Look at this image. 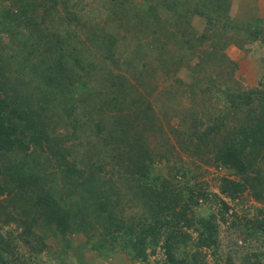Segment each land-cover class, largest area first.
Returning <instances> with one entry per match:
<instances>
[{"label": "trees", "instance_id": "trees-1", "mask_svg": "<svg viewBox=\"0 0 264 264\" xmlns=\"http://www.w3.org/2000/svg\"><path fill=\"white\" fill-rule=\"evenodd\" d=\"M102 1L101 4V0H85L81 5V1L76 0H0V19L7 24L16 21V29L22 24L38 27L36 37L40 41L49 36L48 29L57 20L54 15L58 13L57 7L67 11L71 15L70 19L80 15L79 10L101 14L99 19L104 26L98 23L88 26V21L83 18L80 22L89 27L90 31L86 34L90 38L95 35V44L105 42L109 45L114 41V35H111L112 38L106 36L108 26L115 25V28L124 31L131 26L133 39L137 34L146 36L157 46L158 57L161 50L163 56L167 55L172 60L170 69L173 68L176 74L180 70L184 73V91L189 92L192 102L200 100V94L205 92L201 93L202 80L205 78L210 81L206 92L219 98L221 105L212 108L214 113H208L210 121L202 128L200 126L204 123L193 114L190 133L184 129L179 131L177 145L190 156L187 161L174 149L165 148L162 152L157 148L148 150L140 133L116 116H112L110 128L106 130L100 120L101 111L87 120L79 118L80 115L72 117L69 113L68 121L73 133L78 129V123L86 125L91 131L90 137L99 136L98 140L90 144L92 147L100 140L105 152L112 150L106 153L109 155L107 159H104V155L86 156L82 162L85 170L68 167L65 174L64 169H61L63 172L60 170L65 180L63 193H69L78 180L79 185H89L87 190H92L85 210L77 208L70 212L61 207L60 197L40 185L36 187L41 177L40 171L36 169L39 165L43 168L49 163H45L48 160H35L33 164H28L29 148L39 150L45 146L51 156L57 159L64 158V154L52 146V142L58 139L50 135L47 129L46 106L43 109V106L38 105L41 99L33 92H18L28 86L23 76L16 77L14 81L15 76L12 77V71L14 74L19 71L28 73L36 67L47 70L45 65L51 57L42 59L45 54L49 57V52H45L48 51L47 46L31 41L19 29L15 31L9 26H0V33L7 37L4 42L0 35V196H7L0 199V264H36L31 259L33 255L22 258V253H18L14 246L17 242L8 237L9 233H2L1 230L12 219V211H8L6 206L19 203L23 207L24 202L28 205L25 208L27 212L24 213L22 209L18 215L26 216L28 220L22 227L20 235L23 234L25 238L21 236V240H32L38 245L37 250L43 248V239L34 234L35 228L43 232L45 228L54 235L59 233L63 240L68 239V233L81 230L85 234L86 244L98 256L102 255V249L109 242L110 247L118 245L129 259L138 264H199V256L205 250L213 256L212 264H264L259 257L261 251H242L243 245H236L235 241L227 246L224 253L217 220L225 222L226 218L222 214L231 215L233 218L229 220V226L234 229V234L240 232L247 241L253 243H247L249 248L256 244L264 246V219H251L232 211L234 208L228 206L217 193L195 183L196 176H193L192 167H189L192 164L195 168L197 161H213L234 176L220 178L218 192L221 195L233 201L248 190L255 201H264V73L259 81L261 87L243 89L234 78L236 62L225 53L228 45L243 52L245 50L247 54L264 48V18L250 17L239 24L234 20L230 0ZM12 5L18 8L17 13L11 10ZM99 5L101 8L97 12ZM194 18L200 20L199 28L191 23ZM52 36L55 39L57 34L53 33ZM59 42L58 47L62 51L65 43ZM13 49L15 51L11 53ZM75 52H70L73 55L69 61L72 63L70 68L76 65L75 71L81 69V75L76 76L69 67L58 63L55 67L61 73L70 74H63L64 80L58 84L60 93L68 91L69 98H72L69 92L73 81H81L83 76L86 77L84 65ZM36 54L38 59L32 65L29 61ZM100 62V57L94 58L89 65L101 67ZM66 77L69 79L65 84ZM174 78L169 76L163 82L171 80L172 83ZM119 91L120 88L113 90V104L120 97ZM42 92L51 94L49 90ZM198 106L195 104V107ZM206 107L205 104L202 109L199 108L204 117H208L204 110ZM128 131L131 135L126 134ZM167 151L174 155L173 160L167 158ZM155 165L160 166V173L153 170ZM57 166L60 167L59 162ZM125 179L137 183L140 186L139 195L145 196V202L149 201L148 213L142 212L136 221L133 216L122 214L121 195L113 185ZM216 203L220 204L222 210H212ZM201 204L205 208L199 213ZM90 215L94 220L98 218L99 222H106L104 232L100 235L101 243L96 242L87 226L86 219ZM186 228L194 233V237ZM157 246L162 249L164 257L161 262L155 260L150 263L149 254L154 253ZM235 247L236 251L230 255Z\"/></svg>", "mask_w": 264, "mask_h": 264}, {"label": "rangeland", "instance_id": "rangeland-1", "mask_svg": "<svg viewBox=\"0 0 264 264\" xmlns=\"http://www.w3.org/2000/svg\"><path fill=\"white\" fill-rule=\"evenodd\" d=\"M76 1H81L79 3L82 5L85 0ZM133 1L139 3V0ZM97 2L99 3V1ZM102 3L103 1L101 0V4ZM12 6L11 10L17 13L18 8L14 5ZM231 7L234 8L235 5L231 3ZM99 8H101V5H99L97 12H99ZM56 9L58 13L54 15L57 16V20L54 21L53 26L48 29L50 39L48 36L46 39L38 41L36 32L39 31V28L34 25L22 24L18 25L16 29L14 27L16 21H13L12 24H10V22L7 24L6 21L0 19V26H9L15 31L19 29L23 31L25 36L31 41L37 44L44 43L47 46L48 51L45 52H49V57L47 54L42 57L43 60H47L51 57L45 65L47 70L43 67H36L28 73L19 71L18 74H14V71H12V77L15 76L13 78L14 81L16 77L23 76L28 86L18 92L21 94L33 92L34 95H37L38 98L41 99L38 105L43 106V109L46 106L45 122L47 129L50 131V135L58 139L56 142H52L53 145H51L59 148L64 154V158L58 157L59 159H57L51 156L45 146H42L39 150H32L29 148V156H27V161H29V163L27 162L28 164H33L35 160H48V162L45 163H49L48 166H43V168L39 165V168L36 169L40 171L41 176L39 179L40 183L38 182L36 187L40 185L47 191L49 190L52 194L60 197L59 202L61 207L71 212L72 209L77 208L85 210L84 207L87 206L86 203L91 197L89 193L92 190H87V187H90L89 185H79L78 183L80 180H78L75 185H72L73 188L69 193H63L65 180L60 170L64 169V174L68 171V167L85 170V165L82 164V162L86 156L98 157L99 155H104V159H107L109 155L106 153H110L112 150L110 149L105 152L106 149L100 144V140L92 147L90 144L92 141L98 140L99 136L95 135L94 137H90L91 131L86 125L82 126V124L78 123V129L73 133L68 121L69 113L72 117L80 115L79 118L83 117L87 120V118L93 115L96 116V113L101 111L100 120H102L106 130L110 128L109 123L112 121H110V119L113 118L112 116H116L122 120V122L132 125L136 132L140 133L145 148L148 150L157 148L162 152L165 148L174 149L183 160L187 161L190 156L180 150L177 145L179 131L184 129L190 133V119L193 117V114H196L197 118L204 123L200 126V128H202L210 121L211 117L208 113H214L212 112V108H217V106L221 105V101L212 93L206 92L207 83L210 81L203 78L201 93L205 92L200 94V100L197 99L192 102L189 92L186 90L184 91V73L180 70L179 73L176 74L173 68L170 69V61L172 60L169 59L167 55L163 56L162 53L164 52L161 50L160 56L158 57L157 55L159 53L156 51L157 46L155 47L146 36L137 34L138 36L133 39L132 33H134V31L131 26H129L130 28L127 31L115 28V25L108 26L106 29V36L112 38L111 35H114V41L109 45L105 42L99 45L95 44V35L90 38L86 33L90 31L88 29L90 25H96V23H98L100 26H104L99 19L101 14L97 15L95 12L86 13L83 10H79L80 15L76 16L74 19H70L71 15L67 14V11L60 7ZM232 12L235 17L238 10L234 11L232 9ZM82 18L88 21L86 23L88 26L84 24L85 27L80 23L83 20ZM29 20L32 24L33 21L30 17ZM234 20L236 21V18H234ZM242 22L243 20L239 22V24H242ZM191 23L198 28L200 27V20L197 18L192 19ZM53 33L57 34V36H54L55 39H53ZM0 35L1 40L5 42L7 37L2 32ZM59 41L65 43L62 51L61 48L59 50L58 47ZM163 48H166L165 45H163ZM14 51L15 49H13L11 53H14ZM58 51L59 54L57 53ZM71 51H76L75 54L78 55L80 61L84 65V74L86 77L83 76L81 81H73V86L69 92L72 94V98H69L67 94L68 91L61 94V91L58 90V84L62 83L64 80L63 74L68 75V72L61 73L59 70H56L55 67L57 66L56 63H58L60 66L70 68L72 63L69 61L73 56L70 55ZM104 53L105 55H103ZM225 53L231 60L236 62L234 78L239 81L243 89L253 90L261 87L259 81L264 73V48H260L256 51L254 50V52H249V54H247L245 50L243 52V50L233 45H228L225 47ZM46 56L47 58H45ZM98 57L101 58V67H91L89 65L91 60L94 58L98 59ZM37 59V54L33 55L29 61L30 64H34ZM70 69L76 76L81 75V69L75 71V69L77 70L76 65ZM165 75L167 78H164ZM111 76L113 78H111ZM169 76H175V80L173 79L172 83L171 80L163 82V80L168 79ZM66 78L65 84L69 77ZM175 87H177L179 91H177V89L175 91ZM118 88H120V97L116 100V103L113 104L114 102L112 101L111 95L114 93L113 90ZM47 90L51 92L50 95H45L44 92H42H46ZM169 92L172 94L170 95ZM198 95L199 94H196V97ZM198 98L200 97L198 96ZM69 100L70 103L68 102ZM195 104L201 107H204L206 104L207 107L204 108V110L205 114H208V117L202 116L199 109L201 107H195ZM73 105H75V107ZM149 120H152V122H149ZM79 121H81V119H79ZM126 134L131 135V132L128 131ZM188 149L192 151V148L190 149L189 147ZM16 154L17 153H14V155ZM166 155L169 160H173L174 155L171 152L169 153L167 151ZM73 156H75L76 159H72ZM57 162L60 163V167L57 166ZM73 164L74 166H72ZM189 167H192L194 172L193 176H196L194 179L195 183H200L208 191L217 193V196L226 201L228 206L234 208L232 211L251 219L254 217L259 220L264 219V201H255L248 190L241 193V198L234 199L233 201L218 192L221 177L234 178L227 169L217 166L213 161L209 163L197 161L195 168L192 164H190ZM153 170L156 173H160L159 170L161 169L159 165H155ZM2 176L5 177L6 175L2 174ZM113 185L119 190L121 195L120 205L123 207L122 214L131 215L134 221H136L142 212L148 213L147 204L149 201L145 202V196L139 195L140 186H138L137 183L130 179H125L118 180L113 183ZM1 198H7L6 194L1 195L0 199ZM27 207L28 205L26 202H24L23 207H21L19 203L6 206L8 211H12V219H9V222L4 224L1 229L2 233H9L7 234L8 237L17 242L14 246H16L18 253H22V258L27 255H33L31 259L36 264H138L137 261L129 259L126 253L118 248V245H112L110 247L109 242H107L108 244L105 246L103 245V253L101 256H98L96 251L90 249L89 245L86 244L85 234L81 230H74L68 233V239L63 240L59 233L54 235L46 231L45 228L44 232L35 228L34 234L38 236V238L43 239V248L37 250L38 245L32 242V240H27V242H24L23 239L21 240V236L25 238L23 234H20L28 218L18 215V213L22 209L24 213L27 212L25 210ZM204 208L205 205L201 204L199 206V213L202 212ZM216 209L219 211L222 210L220 204L216 203V205L212 207L213 211ZM222 215L226 218V221L221 222L219 219L217 220L220 226L219 236L222 240V246H224L222 247L224 249L223 252L225 253L227 246L235 241L236 245H243L242 251L244 249H248L250 252L253 250H257L258 252L261 251L262 254H259V257L261 262L264 263V246L256 244L248 248L247 246L249 245L247 243L249 241H247L240 232L234 234V229L229 226V220L233 217L226 213ZM96 220L90 215L87 217L86 223L90 229V233H93L96 242L101 243L102 236L100 237V235L104 232L103 229L106 222H99L98 218H96ZM186 229L191 233L192 237H194V233L188 228ZM262 240L264 241V236ZM66 248L68 250H66ZM108 248H110V250ZM236 249L237 247L234 249L232 248L233 252L230 251V255L233 254ZM163 257L164 254L162 249L157 246L154 253L149 254V261L150 263H153L155 260L161 262ZM251 258L252 257H250V259ZM213 261V256L207 250H205L204 254L199 256V264H212Z\"/></svg>", "mask_w": 264, "mask_h": 264}, {"label": "crops", "instance_id": "crops-1", "mask_svg": "<svg viewBox=\"0 0 264 264\" xmlns=\"http://www.w3.org/2000/svg\"><path fill=\"white\" fill-rule=\"evenodd\" d=\"M235 5L232 8L236 13V22L248 20L250 17L264 18V0H230Z\"/></svg>", "mask_w": 264, "mask_h": 264}]
</instances>
